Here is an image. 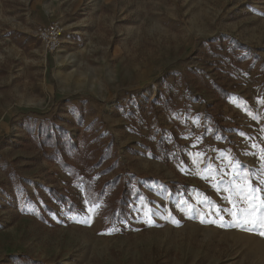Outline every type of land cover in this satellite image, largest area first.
<instances>
[{
  "label": "rangeland",
  "instance_id": "rangeland-1",
  "mask_svg": "<svg viewBox=\"0 0 264 264\" xmlns=\"http://www.w3.org/2000/svg\"><path fill=\"white\" fill-rule=\"evenodd\" d=\"M55 19L50 52L36 30ZM260 101L264 0H0V264H264L259 230L198 204L230 206L222 152L258 165ZM41 126L75 142L77 178Z\"/></svg>",
  "mask_w": 264,
  "mask_h": 264
},
{
  "label": "snow or ice",
  "instance_id": "snow-or-ice-1",
  "mask_svg": "<svg viewBox=\"0 0 264 264\" xmlns=\"http://www.w3.org/2000/svg\"><path fill=\"white\" fill-rule=\"evenodd\" d=\"M260 102L264 103V101ZM240 135H244V133H240ZM252 147L256 148L257 146L253 144ZM246 154L257 156L259 163L255 168L243 164L230 154L222 152L221 158L227 161L230 170L220 176L219 170L216 169L217 176H219L217 180L218 189L228 193L224 199L230 206L223 208L216 205L215 202H211L209 198H205L204 201L198 202V204L210 202L212 210L219 216L220 221L224 220L221 213H226L231 217V220L228 221L229 224L247 228L250 231L259 230V234L264 235V149ZM198 155L201 156V162H203V154ZM214 168L215 166L209 160L205 168L207 175L202 178L208 179ZM220 185L223 187H219ZM188 210H193V206L189 205ZM207 222L215 223L217 221ZM221 226H224V224L222 223Z\"/></svg>",
  "mask_w": 264,
  "mask_h": 264
},
{
  "label": "trees",
  "instance_id": "trees-1",
  "mask_svg": "<svg viewBox=\"0 0 264 264\" xmlns=\"http://www.w3.org/2000/svg\"><path fill=\"white\" fill-rule=\"evenodd\" d=\"M215 88L220 93H227L226 88L219 85L217 82L215 83ZM207 115H210V117L213 118L211 114H209V111L207 110ZM212 122L214 125L217 124L216 120L213 118ZM216 128L219 129V127L216 125ZM31 132L35 133L34 128H30ZM40 139L43 142V144H50L52 146V151H48L47 149H44L45 155H47L49 158H57L59 159V163L63 165L68 171H70L73 175V177L77 178V169L76 166L73 165L71 162L65 158V153L67 150L71 149L75 144L70 138H68L65 134H60L58 132L52 133L50 130H47L46 128H43L41 126L40 130ZM105 149H108V151L111 149V146L105 147ZM78 151V150H77ZM62 152L63 155H60ZM103 158V157H102ZM102 158L99 157L95 162H88L83 157L80 158V163L85 165L87 169L91 172L93 170V167L100 163L102 161ZM80 182L85 183V186L89 191H94L96 194L99 195V198H96V202L100 200L101 195L105 193V186L102 184L98 188H94L92 185V182L89 180H86L85 177L79 178ZM112 183V182H111ZM55 191V190H53ZM131 190L124 189L123 192H121L119 195L113 197L110 199V201L105 205L104 209L106 210V213L108 216V219L110 220L111 224L116 223L117 220H119L124 214L126 213V207H127V200L129 199V195ZM61 200H68L67 198H61Z\"/></svg>",
  "mask_w": 264,
  "mask_h": 264
},
{
  "label": "built area",
  "instance_id": "built-area-1",
  "mask_svg": "<svg viewBox=\"0 0 264 264\" xmlns=\"http://www.w3.org/2000/svg\"><path fill=\"white\" fill-rule=\"evenodd\" d=\"M37 37L50 52L56 51L62 44L64 25L59 20H52L37 27Z\"/></svg>",
  "mask_w": 264,
  "mask_h": 264
}]
</instances>
